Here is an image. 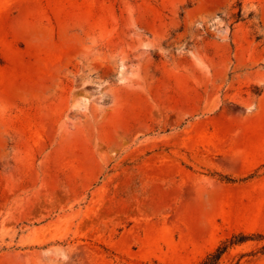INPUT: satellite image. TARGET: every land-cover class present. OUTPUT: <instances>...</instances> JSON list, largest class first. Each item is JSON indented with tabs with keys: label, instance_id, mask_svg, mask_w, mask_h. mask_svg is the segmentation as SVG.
Wrapping results in <instances>:
<instances>
[{
	"label": "rangeland",
	"instance_id": "1",
	"mask_svg": "<svg viewBox=\"0 0 264 264\" xmlns=\"http://www.w3.org/2000/svg\"><path fill=\"white\" fill-rule=\"evenodd\" d=\"M263 155L264 0H0V264H264Z\"/></svg>",
	"mask_w": 264,
	"mask_h": 264
},
{
	"label": "bare ground",
	"instance_id": "2",
	"mask_svg": "<svg viewBox=\"0 0 264 264\" xmlns=\"http://www.w3.org/2000/svg\"><path fill=\"white\" fill-rule=\"evenodd\" d=\"M245 156H243V159H242V162H243V166L241 167V168H243V170L245 169H247V168H249V167H251L252 165H255L257 162H259V161H261L263 158H264V155L263 156H260V157H257V158H255V159H253V160H247V159H245L244 158ZM242 170V171H243ZM191 190H193L194 192H196L197 194H198V197H199V199L201 198V195H202V192L203 191H200L199 190V188L198 187H196V186H192L191 188H190ZM231 189V187H220L219 189H214V192H212V193H208L207 195H206V198H209L210 196L212 197V198H219V196L220 197H222L223 195L222 194H224V196H225V193H229L230 194V192L232 193L233 191H231L230 190ZM203 195H204V193H203ZM222 195V196H221ZM228 195V194H227ZM142 197V196H141ZM146 197V196H145ZM145 197L143 198L144 199V201H147V199H145ZM141 199V198H140ZM139 201V200H138ZM143 201V203H145L146 204V202H144ZM138 203V202H137ZM141 203H139V205H140ZM141 206V205H140Z\"/></svg>",
	"mask_w": 264,
	"mask_h": 264
},
{
	"label": "trees",
	"instance_id": "3",
	"mask_svg": "<svg viewBox=\"0 0 264 264\" xmlns=\"http://www.w3.org/2000/svg\"><path fill=\"white\" fill-rule=\"evenodd\" d=\"M225 251H226L225 245L220 244L219 246H217L215 250L209 252L200 264H207L210 260H213V264H217ZM236 264H240V263H236Z\"/></svg>",
	"mask_w": 264,
	"mask_h": 264
}]
</instances>
